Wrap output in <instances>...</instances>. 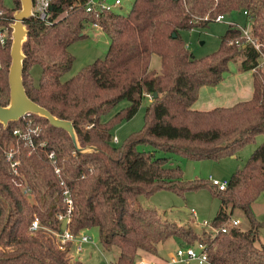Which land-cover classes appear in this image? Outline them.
<instances>
[{
  "label": "trees",
  "instance_id": "1",
  "mask_svg": "<svg viewBox=\"0 0 264 264\" xmlns=\"http://www.w3.org/2000/svg\"><path fill=\"white\" fill-rule=\"evenodd\" d=\"M12 4L10 10L0 5L7 20L19 9V0ZM83 4L52 0L51 25L24 21L21 78L29 100L69 121L79 146L94 150L77 153L64 131L32 114L24 118L40 129L31 137V148L12 133L22 131V118L5 128L0 125V264H80L67 261L68 246L60 251L55 244L63 228L56 216L65 210L59 179L72 205L66 229L73 235L96 229L101 250L118 251L114 264H135L142 254L156 256L157 246L170 238L183 240L185 247L200 244L209 264H264V245L255 246L257 229L264 223L250 209L264 191V72L256 64L258 54L228 27L216 51L195 59L179 34L204 28L219 15L246 13L250 35L264 53V0H133L124 16L108 12L97 17L85 13ZM85 25H95L107 36L106 53L61 82L73 63L67 48L86 37ZM9 45L10 40L0 47V107L8 101ZM152 55L159 59L157 73L148 68ZM236 58L240 71L251 72L250 99L226 108L193 110L199 89L216 86ZM34 66L40 69L36 84L30 75ZM146 96L150 100L142 129L113 146L112 130L132 118ZM121 101L127 105L102 120ZM257 135L263 136L262 142L230 174L223 191L209 181L183 182L178 167L136 149L142 144L190 161H219L233 157ZM9 151L17 162L14 169L6 160ZM24 187L29 197L21 194ZM200 188L220 203L213 228L225 224L230 208L243 213L248 230L230 228L213 235L201 231L196 237L189 227L136 205L138 197L156 191L181 195ZM34 218L38 229L30 232Z\"/></svg>",
  "mask_w": 264,
  "mask_h": 264
},
{
  "label": "rangeland",
  "instance_id": "2",
  "mask_svg": "<svg viewBox=\"0 0 264 264\" xmlns=\"http://www.w3.org/2000/svg\"><path fill=\"white\" fill-rule=\"evenodd\" d=\"M133 0H119L120 5L112 11L114 14L124 16L130 9ZM111 3V0H108ZM0 5L7 10L13 7L12 0H0ZM228 23H237L249 28V22L245 25L242 16L236 13H232L228 16H224L223 20L219 23H209L204 28H195L189 31H180V38L183 44L186 46L191 57L198 59L209 55L216 51L220 38L229 27ZM84 33L86 37L71 44L67 48V52L72 56L73 63L68 72H66L60 81L64 82L72 77L81 68L90 65L97 59H102L106 53L108 46L107 36L101 32L100 29H94L91 25L84 26ZM240 58H236L233 62L228 64L229 69H237L239 67ZM260 63V60H257ZM149 70L159 71V59L157 56L152 55L149 62ZM261 71L264 72V65ZM40 69L34 66L30 70V75L33 79V83L36 84L39 78ZM127 104L125 101L119 102L108 114L103 117L102 120H106L116 111L125 107ZM148 105V100L143 98L140 102L139 108L135 115L127 121L120 123L116 126L111 135V144L113 146H119L123 139L129 134L138 132L143 127V115L144 109ZM28 121L26 117L23 119L22 131L24 128V122ZM29 122V121H28ZM32 128L38 130L40 127L37 125H30ZM26 127V126H25ZM263 136L257 135L253 143L245 146L233 157L221 159L219 161L200 160L190 161L179 155L172 153H163L160 151H153L147 145H138L137 151H143L153 154L154 158L166 159L168 167H178L181 171V180L183 182L193 181H208L215 180L218 183L226 182L230 174L236 169L240 168L250 153L262 142ZM30 203L32 200L26 198ZM136 205L142 209H149L155 211L162 220L170 223H174L177 226H187L196 237H201V231H209L208 227H201L202 222L211 224L213 219L220 208V203L216 198H213L207 189L200 188L195 191H187L181 195H177L170 191H156L148 197H138ZM251 213L256 221L264 223V191L260 193L255 202L250 206ZM229 225V221L237 220L238 224L235 228L246 231L249 226L239 209L225 210ZM84 235L89 238V242L81 245L80 252H74L73 246L69 250L66 259L69 262L78 261L80 264H114L118 251L116 249L110 252H103L98 243L97 231L94 228L86 229L83 231ZM184 242L181 239L170 238L157 246L156 257L161 262H168L173 256L175 250L180 247ZM264 245V226L257 229V240L255 246ZM184 244L181 246L183 247ZM192 248L196 249L193 245ZM142 261L150 262L151 258L148 255H141ZM154 260V259H153ZM153 260L151 262H153ZM194 264V263H186Z\"/></svg>",
  "mask_w": 264,
  "mask_h": 264
},
{
  "label": "built area",
  "instance_id": "3",
  "mask_svg": "<svg viewBox=\"0 0 264 264\" xmlns=\"http://www.w3.org/2000/svg\"><path fill=\"white\" fill-rule=\"evenodd\" d=\"M52 0H31V8H30V17L39 23H41L43 26H49L52 24V18L50 14V6H51ZM119 6V0H113L111 3L108 2V0H84L83 4V10L85 13L93 14L95 17L102 13H108L112 12L114 9ZM244 16H246V13H243ZM223 16L219 15L216 16L213 21L214 23H219L223 20ZM13 22L12 20H7L5 17H3L1 11H0V47H3L8 40H10V25ZM229 27L234 28L239 32V37L243 41L244 44H248L254 48V50L258 54V59L260 60V63L256 61L257 67L262 69V66L264 65V53L261 52L260 45L257 44L250 35V26L248 29L245 27H241L239 25L228 23ZM95 26V25H94ZM235 45L238 43L235 41ZM257 59V60H258ZM146 99L149 101L150 96H146ZM24 119V116L22 117ZM26 126V127H25ZM24 130L18 131L14 130L12 133L13 135L17 136L18 139L23 141L28 147H32L31 137L36 136L38 133V130L32 128L29 126V122H24ZM114 141V139H113ZM47 159L49 161L53 160V154L52 152L47 155ZM6 160L9 162V166L11 169H14V166L16 165V161L12 158V152L6 153ZM14 172V171H13ZM53 173L59 178V170L57 168H54ZM212 186H214L218 191H223L226 186V182L218 183L215 180H208ZM59 186L61 187V197L62 202L64 203L65 210L61 215L56 216V220L62 224V231L55 235V244L58 248V250L63 251L66 246H68V252H69V245L73 246L74 252H80L81 245L86 244L89 242V238L84 235V233H78L76 235H73L69 233V231L66 229L67 224L69 223L70 214L72 212V205L71 200L69 197L68 190L65 188L63 181L59 179ZM17 187H20V185H17ZM21 194L24 197L30 196V191L27 188H22ZM228 222V219L227 221ZM225 222V223H226ZM238 224L237 220L229 221V225H222L219 228H213L211 224H207L206 222L201 223V227H208L209 231L206 233L209 234H217L222 233L225 234L230 228H235ZM38 229V222L34 218L29 226V231L34 232ZM205 232V231H204ZM196 249L194 250L192 247H179L175 250L173 256L169 259L168 262H144L142 260H137L135 264H186L189 262H195L196 264H209L205 254L203 253L202 246L200 244H195Z\"/></svg>",
  "mask_w": 264,
  "mask_h": 264
},
{
  "label": "water",
  "instance_id": "4",
  "mask_svg": "<svg viewBox=\"0 0 264 264\" xmlns=\"http://www.w3.org/2000/svg\"><path fill=\"white\" fill-rule=\"evenodd\" d=\"M31 0H19V9L13 11V22L10 25V45L9 57L10 64L7 71L8 83V101L3 107H0V125L5 128L7 123L16 122L25 115H35L44 118L54 127L64 131L70 138L75 151L79 154H90L93 152V146L80 147L69 121L60 120L50 115L45 109L29 100L23 89L21 70L24 59L22 53V44L26 40L27 30L24 21L30 17Z\"/></svg>",
  "mask_w": 264,
  "mask_h": 264
},
{
  "label": "crops",
  "instance_id": "5",
  "mask_svg": "<svg viewBox=\"0 0 264 264\" xmlns=\"http://www.w3.org/2000/svg\"><path fill=\"white\" fill-rule=\"evenodd\" d=\"M112 1L113 0H111V2ZM241 16L244 24L246 25L249 21L243 14ZM234 24L238 25L237 23ZM91 26H93L94 29H99L94 25ZM251 94V72H242L240 71L239 67L236 70L228 68L226 74L223 75L221 81L216 86L201 87L199 89L197 99L193 103L191 108L196 111H208L214 108H226L234 105L235 103L249 100ZM182 245H180V247ZM71 247L72 246L69 245V249H71ZM148 256L151 258V261L154 259L153 262L155 263L161 262V260H159V258L156 256ZM141 258L142 257L140 255V258L138 260H140ZM191 263L196 264L195 262Z\"/></svg>",
  "mask_w": 264,
  "mask_h": 264
}]
</instances>
